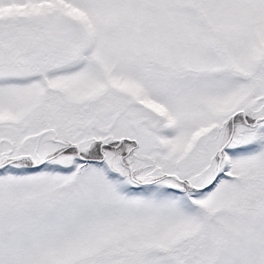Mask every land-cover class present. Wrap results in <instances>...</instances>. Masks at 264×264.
<instances>
[{
	"label": "snow or ice",
	"instance_id": "obj_1",
	"mask_svg": "<svg viewBox=\"0 0 264 264\" xmlns=\"http://www.w3.org/2000/svg\"><path fill=\"white\" fill-rule=\"evenodd\" d=\"M0 264H264V0H0Z\"/></svg>",
	"mask_w": 264,
	"mask_h": 264
}]
</instances>
